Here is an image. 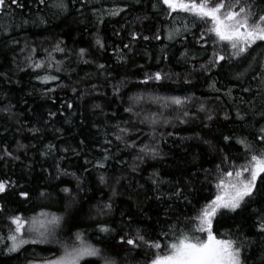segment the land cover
<instances>
[{
  "label": "trees",
  "instance_id": "trees-1",
  "mask_svg": "<svg viewBox=\"0 0 264 264\" xmlns=\"http://www.w3.org/2000/svg\"><path fill=\"white\" fill-rule=\"evenodd\" d=\"M66 2L67 11H60L52 7L53 0L45 4L19 0L22 7L6 0V11L0 14V180L14 182L0 194L5 209L0 212V234L6 236L14 227L7 219L11 215L31 218L45 211L64 218L49 243L27 244L8 253L10 242H0V264L59 256L62 248L57 241L71 243L77 232L121 264H147L152 251L122 245L120 237L139 229L147 238L157 239L177 221L185 227L183 221L220 192L216 184L222 172L217 165L228 170L233 163H245L248 154L237 139L246 138L257 149L264 146L258 139L264 127V42L231 60L230 48L218 43L216 50L226 59L205 71L201 65L211 58L214 37L208 36L206 45L200 40L206 27L202 23L185 31V21L189 25L192 21L186 13L169 17L158 0ZM255 3L264 7V0ZM116 8L125 11L108 14ZM173 28H180L181 35L169 40ZM133 34L138 38L134 40ZM97 37L103 48L96 44ZM57 44L63 52L54 50ZM81 48L87 50L83 58ZM185 52L187 56L182 55ZM29 56L35 62L45 61L46 67L34 68ZM156 72L164 79L142 83L146 74ZM44 76L58 79L45 83L38 78ZM213 81L219 91L210 87ZM229 89L231 97L225 95ZM156 97L188 100L182 107H162L163 100ZM129 107L132 112L125 110ZM116 125L130 130L126 140L135 142V148L115 139ZM225 136L231 139L225 141ZM145 144L158 146L160 155L137 161ZM105 155L110 157L107 167H94ZM133 165L138 168L135 172ZM58 171L75 173L83 181L80 188L71 175L57 179ZM154 172L164 183L153 185L149 178ZM101 174L107 184L100 183ZM64 187L72 189L71 195L60 191ZM177 191L179 196L174 195ZM21 192H27V198ZM109 202L112 210L99 214ZM260 216L264 197L235 213L218 215L213 223L218 236L228 232L244 239L245 264H264ZM101 225L115 231L101 233ZM81 264L101 261L87 257Z\"/></svg>",
  "mask_w": 264,
  "mask_h": 264
},
{
  "label": "snow or ice",
  "instance_id": "snow-or-ice-1",
  "mask_svg": "<svg viewBox=\"0 0 264 264\" xmlns=\"http://www.w3.org/2000/svg\"><path fill=\"white\" fill-rule=\"evenodd\" d=\"M40 4H45V0H39ZM158 3L165 6V11L169 17L173 13L177 15L179 13H186L192 17L191 25L187 21L184 23V30L190 31V27H195L197 23L204 24L205 30L200 34V40L205 41L207 44V37H214L212 41L213 52L211 58L206 65H201V68L207 71L209 67L218 65L221 61L226 59V56L221 54L220 50H216L217 44L226 45L230 48V53L227 59L240 58L249 52V49L253 45H257V42H264V7H260L255 3V0H158ZM12 5L22 7L19 0H11ZM10 7V5H8ZM52 7L58 8L60 11H67L68 5L66 0H53ZM153 8H157L156 4H153ZM6 11V0H0V14ZM125 11L123 8H116L109 10L108 14L111 16L119 15L120 12ZM99 23H103L102 19L98 18ZM181 35L180 28H173L168 33V39L172 40ZM138 37L133 34V39ZM156 39H160L157 35ZM144 40H148V36L143 37ZM96 44L103 48V41L97 37ZM205 45H201L204 47ZM128 47V45H125ZM55 51L63 52L64 49L59 44L55 46ZM86 49H80L81 58L84 57ZM35 52V49H32ZM187 56V52L182 54ZM51 58V53H49ZM32 61V57H27ZM54 59V58H52ZM84 63H89L88 60H83ZM57 64L61 63L56 61ZM34 68L40 69L46 67L45 61L35 62L32 61ZM48 67L51 65L48 64ZM103 69V64L98 66ZM57 71L60 69L57 68ZM45 83L49 80L58 79L57 76H44L38 77ZM239 78V77H237ZM164 79L160 72H156L153 75H147L142 83H147L149 80L161 81ZM261 83L264 84V78ZM216 91L215 82L210 85ZM250 89H244L249 91ZM75 91V89L73 90ZM114 93L118 94V88H114ZM225 95L231 97V89L228 90ZM157 100H163L162 107H168L170 105H176L182 107L187 97H171L160 98ZM68 107H71L69 104ZM99 107V105H97ZM128 112H132V107L125 109ZM201 111L204 110V106L201 105ZM54 115V113L52 114ZM188 115L187 112L184 113ZM237 118L243 120L244 117L239 111L236 113ZM225 119L229 117L225 115ZM211 120L213 117L208 116ZM143 122V121H142ZM153 123L156 121L153 120ZM183 122V121H181ZM119 134L114 133L115 139L125 143L128 148H135V142L129 144L126 140V134L129 133V129L120 128L119 125L115 126ZM33 131H38L33 129ZM261 135L258 137L259 141L264 142V127L260 128ZM231 137L225 136L224 140L228 141ZM111 143V141H106ZM237 143L244 146L245 152L248 154L245 156V163L237 166L235 163L231 164L230 169L221 170L217 165V169L222 172V177L219 178V182L216 184V188L223 190L215 195V198L209 199L204 205H202L195 216L186 218L183 223L185 227H179L180 221H177L175 225H171L167 232H161L160 238L150 239L147 238L139 229L133 234L125 233L119 239L120 244H127L132 249H139L141 247L151 250L152 258L147 261V264H245V260L242 256L244 250L245 241L240 236L235 238L228 232L221 233L219 236L213 229V223L217 216H224L228 213H235L237 210L242 209L244 206L254 201L257 197H264V146L257 149L253 142L248 141L246 138H238ZM21 147H24L21 145ZM54 147L52 145L49 146ZM107 151V150H105ZM139 153L135 159L143 162L145 156H150L155 159L160 155L158 146H149L147 144L139 148ZM11 156V153H6ZM110 157L105 155L101 162H98L94 167L106 168ZM227 161V157L224 158ZM136 165L132 166V171H137ZM71 175L77 180V188L79 189L83 181L76 177L75 173H68L67 171L59 172V175ZM159 173L154 172L151 179L153 185L158 186L160 183H164L158 178ZM101 184H107V177L104 174L99 176ZM119 183V179H117ZM14 186V182L0 180V194H4L10 187ZM65 194L71 195L72 189L68 187L62 188ZM46 195L42 192L41 196ZM116 195V190L113 188V196ZM174 195L179 196L177 191ZM21 197L27 198V192H21ZM159 198V197H158ZM185 199H187L185 197ZM190 203V201H189ZM105 209L108 212L112 210V204L109 202L104 205L102 209H99V214H105ZM5 211L4 205L0 204V212ZM11 221L8 234L5 236L0 234V242L8 241L10 244H6L8 253L19 252L27 244H44L49 243L56 237L57 229L62 225L64 218L53 213L41 211L36 216L31 218H25L22 215H11L7 217ZM258 230L264 233V216H260L258 222ZM99 231L104 234H110L115 230L108 225H101ZM163 239V243L161 242ZM62 248V254L59 256H53L52 258L44 259L42 261H29V264H81L87 257H96L101 264H121V261L116 257L107 254L103 249L90 243L84 238L82 232L75 234V239L71 243L60 242ZM163 249V251H161Z\"/></svg>",
  "mask_w": 264,
  "mask_h": 264
},
{
  "label": "rangeland",
  "instance_id": "rangeland-1",
  "mask_svg": "<svg viewBox=\"0 0 264 264\" xmlns=\"http://www.w3.org/2000/svg\"><path fill=\"white\" fill-rule=\"evenodd\" d=\"M222 191H223V190H220L221 194H222Z\"/></svg>",
  "mask_w": 264,
  "mask_h": 264
}]
</instances>
